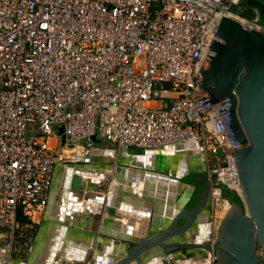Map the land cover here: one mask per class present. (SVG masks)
<instances>
[{"label":"built area","instance_id":"2783aa9c","mask_svg":"<svg viewBox=\"0 0 264 264\" xmlns=\"http://www.w3.org/2000/svg\"><path fill=\"white\" fill-rule=\"evenodd\" d=\"M241 1L0 0V253L27 227L17 214H45L55 168L101 163L100 141L147 152L194 143L211 204L229 205L222 190L242 197L233 155L245 144L228 102L208 105L198 89L217 26L239 18Z\"/></svg>","mask_w":264,"mask_h":264},{"label":"water","instance_id":"95a60500","mask_svg":"<svg viewBox=\"0 0 264 264\" xmlns=\"http://www.w3.org/2000/svg\"><path fill=\"white\" fill-rule=\"evenodd\" d=\"M244 1L247 2L248 6L255 9L257 19L264 25V0H242V3ZM213 37L220 39L222 42L219 43L211 40L208 46L210 50L201 68H199L202 85L198 86V89L203 88L206 92L207 97H202L201 100L208 98V105L221 100H227V125L229 131L235 141L245 144L241 150L233 155L238 182L242 190V197L239 198L241 205L228 200L230 209L222 218L216 238L213 240L212 245L209 241H205L204 237L210 238L209 227L211 223L209 217H207L205 222L195 223L197 215L205 207L206 198L209 193V183L202 175L204 163H199L194 168H189L183 163L182 171L176 177L168 173H163V176H156L151 173H158L159 171L149 168L145 170L146 173L143 176L131 175V179L135 178L136 184L141 183V181L143 182L144 188L142 193H145L146 197L142 195L143 197L141 198L143 200L141 201L144 204L145 201L152 202L150 211L147 210L145 212L139 209L138 213L149 215L150 212L154 213L156 211L155 213L161 215L163 211L166 217L167 211H164V209L169 206V200L173 198L176 187L182 185L186 192L185 198L184 200H179L181 203L177 207L174 218L171 221L172 223L170 222L171 225L168 226L170 229L166 231L167 227H163V230L166 233L169 232L168 238H173L174 234L183 232L190 224L195 227L196 231H194L195 233L190 237V240L183 244L177 242L169 245L159 244L164 253L168 254L167 250L169 251L170 249H181V257L186 259L184 264H187L193 258V255L197 253L196 250L199 252L211 250L219 264H264L256 255L257 248H260L264 253V32L260 33L244 29L237 21L222 17ZM89 141L92 144L95 143L93 138H89ZM167 147H170L175 153L180 152L182 149L178 145ZM160 150H157L158 152H147L135 147H120L117 152H114L113 156L116 160L115 163H117L115 170L121 172V175H125L127 173L120 169L121 167L130 166L134 160L140 157L157 156L160 154ZM112 158L105 159L104 161L111 163L113 162ZM97 160V157H94L90 165L68 163L55 168L51 182L50 201L47 205L45 216L51 212V204L55 200L53 222L57 225L55 227L56 230L49 232L50 235L44 251V257L41 260L35 261L36 264H49L51 259L61 253H66V259L77 262L83 261L84 252L76 251L74 248L68 247V244L62 242L61 232L66 231V226L62 223L66 219L73 221L74 213L83 214L84 212L87 214L86 222L94 219L97 221L96 216L100 213V208H81V204H77V207H75L76 194L69 191L71 184L69 177L73 169L75 173H79V168L93 169L97 165ZM102 161L100 160V162ZM60 171L63 175H61V178H58ZM190 174L195 175V180L190 184L183 182L182 180ZM119 175L115 174L116 177ZM57 184H59V189L54 199L52 196ZM197 185H203V187L198 193L199 195L194 205L188 208L187 205ZM123 188L126 193H135L128 186ZM109 191L111 194L107 199L108 204L116 201L119 202L120 209L137 211L133 203H127L130 200L124 196H120L121 193L117 192V188L110 187ZM167 192L168 194L164 195ZM116 195L118 199H115L114 196ZM103 199L104 197L95 195L92 202L101 205ZM142 202L137 204L139 205ZM174 209H176V204H174ZM164 221L167 224L170 220L164 219ZM108 224L109 222L104 220L102 222V229ZM201 227L208 229V232L205 230V233H201ZM126 230H130V228L125 226L123 231L126 232ZM42 232L43 228L36 236L35 247ZM164 237H159L158 241H162ZM195 240L202 241L203 243L201 245L197 244L194 242ZM150 241L146 239V241L141 242L139 247H148ZM130 243L132 246L127 253L134 257L137 253L133 252L137 250L136 241L132 239ZM159 256L160 252L154 258L160 261ZM99 258L98 256H94L91 259L92 263Z\"/></svg>","mask_w":264,"mask_h":264},{"label":"bare ground","instance_id":"6f19581e","mask_svg":"<svg viewBox=\"0 0 264 264\" xmlns=\"http://www.w3.org/2000/svg\"><path fill=\"white\" fill-rule=\"evenodd\" d=\"M230 16L223 17L229 20H233L232 18H229ZM234 21H237L238 24L244 28L247 27L248 23H246L242 19H234ZM182 149L180 152L175 153L170 147H166L161 149L159 152L160 154L157 156H144L137 158V160H134L130 166L127 167H121L123 171H125L127 174L121 175L119 171L115 170V166L111 163H107L108 159L112 158L114 156V152L116 150L112 148L109 149H97V151L94 154L103 155V158L99 160H103L101 163L97 164L96 167L93 169H78L79 173H75L74 169L72 173L70 174V189L69 191L74 192L76 194L75 196V203L74 206L77 207V204H81V208L89 207V208H100V213L96 216L97 221L89 220V222H86V212L83 214H77L74 213L73 221H70L69 219H66L64 223H62L64 226H66V231L61 232L62 235V242L64 244H68V247L74 248L76 251H82L85 255H83L84 259L81 262H77L75 260H69L66 259V253H61L57 257L51 259L49 261V264H85V259L89 255L90 251L94 249L93 258L94 256H98L99 259L94 260L92 264H163L162 258H164L165 254L159 244L169 245L165 244L164 240L168 238L170 235L168 229H170L168 226L171 225V221L174 218V214L176 213L177 207H179L181 201L180 199L184 200L185 198V189L182 185H178L176 189L174 190V196H173V202L172 199L169 200V206H167L164 211H167V216L165 217L164 213L162 211L161 215L158 213H151L149 215H145L142 213H138L139 209L140 211H150L152 202L145 201L141 197L145 196V193L143 194V182L136 184L135 178L131 179V175L133 176H143L146 173V169H155L158 170V173H151L155 174L156 176H163V173L173 174L176 176H179L182 171V164L184 163L189 168H194L195 166L203 163V157L202 152L200 151L199 147L194 143H186L178 145ZM179 151V150H178ZM158 152V151H157ZM181 154V155H180ZM108 157V158H105ZM107 159L105 162L104 160ZM139 159V160H138ZM85 165H90V163H87ZM96 168V169H95ZM119 170V169H118ZM120 174L118 177L115 176V174ZM62 172L60 171L58 174V178H61ZM77 176V177H76ZM111 178V181L108 182V186L106 191H100L99 186ZM128 178V180H126ZM77 180V181H76ZM92 182V183H90ZM130 187L134 190V194L132 193H126L123 189V187ZM110 187L117 188V192L119 191L121 194L120 196H124L130 201H127V203L131 202L133 203V206L136 207L137 211H127L126 209H120L118 203L114 201L111 204L107 203V199L109 198L110 193ZM59 184L55 187V191L53 192V198L55 199V196L58 194ZM155 190V189H154ZM152 190V191H154ZM154 193V192H153ZM165 193L164 195H167ZM183 194V195H182ZM97 195L99 197H104L102 204H95L92 202L94 196ZM143 195V196H142ZM171 195V194H170ZM151 197H155L152 195H147ZM115 199H118V196H114ZM171 197V196H170ZM89 198V200H88ZM176 198V200H175ZM154 200V199H153ZM151 200V201H153ZM140 203L139 205L137 203ZM54 203L51 204V212L45 216V222L43 224V232L40 235V238L38 239V244L35 247L36 249V255L32 256V253L30 254L29 258L26 260L18 261L21 264H36L35 261L41 260L44 257V251L47 246V241L50 235L51 230H56L55 227L57 224H54ZM143 204V205H142ZM174 204H176V209H174ZM230 209L229 205L227 204L225 206V210ZM229 211V210H228ZM227 211V212H228ZM174 212V213H173ZM227 214V213H226ZM206 215V209L201 210V213L197 215V219L200 218V216ZM164 219L170 220L167 224L165 223ZM109 222L108 225L104 229H102V222L103 221ZM161 222H160V221ZM200 220V219H199ZM206 220V219H205ZM205 220L203 222H205ZM171 222V223H170ZM190 224L187 229H185L183 232H179L177 234H174V236H178L180 233L181 240H174L172 243H180L183 244L190 240L191 230H190ZM130 228V230H126V232L123 231L124 227ZM168 227V229L163 232L159 230L162 227ZM151 232L149 233V229ZM148 230V233H147ZM208 232V229H203L201 227L200 231L201 233ZM210 231V238L207 239V237H204L205 241H209V243H213L211 241L213 229L212 224H210L209 227ZM160 232V233H159ZM95 233H97V242H95ZM102 234L103 239H99L98 234ZM168 234V235H167ZM164 235H166L164 237ZM173 236V237H174ZM160 238L164 239L162 241H158ZM134 239L136 241L137 250L133 252H137L136 256L132 257L133 255L128 254L127 251L124 250L122 245L119 243L120 240H126V241H132ZM146 239L151 240L149 243V246L146 248H140L141 242L146 241ZM154 242V243H153ZM197 244H202V241H194ZM171 243V244H172ZM173 250H179L181 252V249H170L167 250V253L172 252ZM204 252H199L196 250V254L193 255V258L189 260L187 264H211V257L208 256L209 252L207 250H202ZM210 251V250H208ZM158 252H160V261L156 260V257L158 255ZM5 253V254H4ZM0 253V264H19L14 263L9 258V253ZM178 254V253H177ZM177 254H171L169 256V263L174 264L175 260H178ZM182 254V252H181ZM202 254V255H201ZM76 255V253H74ZM179 255V254H178ZM201 255V256H200ZM200 256V257H199ZM167 257V256H166ZM184 259V258H183ZM184 262L186 259L183 260ZM179 262V261H178ZM38 264V263H37ZM184 264V263H182Z\"/></svg>","mask_w":264,"mask_h":264},{"label":"rangeland","instance_id":"374dc122","mask_svg":"<svg viewBox=\"0 0 264 264\" xmlns=\"http://www.w3.org/2000/svg\"><path fill=\"white\" fill-rule=\"evenodd\" d=\"M238 5L239 6L245 5L246 6V8L242 10L241 14H239L237 12L238 11L237 7L232 8V10L233 9L236 10V13L234 12V14L236 16H238L240 19H243L246 21H253V20L257 19L255 9L248 6L246 1H244L243 3L241 1V3ZM98 146L101 149H105V148L109 149V148L113 147V149L116 150V152L118 150V147L113 146V145L111 146L105 141H100V145H98ZM112 160H113V162H111V165L113 164L114 166H116L117 163H115L116 162L115 157H113ZM188 176L186 179H188L190 181V179L193 178L194 174H190ZM109 181H111V178H109L108 180L103 182L98 187L99 190L100 191H106ZM198 189H199V187H197L196 192L194 193L192 199L190 200L191 201L190 203H192V204H194L198 198V195H199L197 193ZM226 205H227V203H223V204H221L220 207L214 206L209 201V205L207 207L208 215L206 213V217H209V221L212 224L213 233H212L211 241H213L216 238V235H217V232L219 230L222 218L226 215L227 211L229 210V208H228V210H225ZM229 207H230V205H229ZM44 222H45V214L44 213L36 214L32 220H26L23 217L21 218V220L19 221V224L22 226L26 225L27 227L26 228L22 227L21 230H17V232L15 233V240H14L15 242L13 244L11 253L9 255L10 260H8V261H11L14 263L17 262V263L21 264L18 261H22V260L24 261L30 256V254L33 252L35 245H36V243H35L36 236L42 230ZM148 230L150 231V228ZM148 230H147V233H148ZM98 235H99V239L104 238L102 234L99 233ZM94 238H95V242H97V233H95ZM119 243L122 245L124 250L130 249L132 246L130 241H126V240H120ZM93 250L94 249H92L90 251L89 255L85 259L86 260L85 264H91L92 263L91 259L93 258V253H94ZM207 252H209L208 256L211 257V264H219L217 262L215 256H214L213 252L211 250L210 251L207 250ZM173 253L174 252H170L164 256V264H169V258L168 257L171 256V254H173ZM263 254H264L263 251L260 248H257L256 255L264 262V255ZM34 255H36V249L32 253L31 257H33Z\"/></svg>","mask_w":264,"mask_h":264},{"label":"crops","instance_id":"0c3cea01","mask_svg":"<svg viewBox=\"0 0 264 264\" xmlns=\"http://www.w3.org/2000/svg\"><path fill=\"white\" fill-rule=\"evenodd\" d=\"M97 164H99V163H97ZM102 164V163H101ZM200 219V220H199ZM205 219H207V217H206V215H201L200 216V218H196V221H195V223L196 222H199V223H201V222H203ZM160 221V220H159ZM162 221V220H161ZM160 221V222H161ZM162 227V226H161ZM165 228V227H164ZM195 227L194 226H190V230H191V235L192 234H194L195 232L194 231H196V229H194ZM167 229H168V227H167ZM167 229H165V230H167ZM161 232H162V230H163V227L162 228H160L159 229ZM164 231V230H163ZM160 233V232H159ZM181 234V233H180ZM180 234L178 235V236H174L173 238H167L166 240H164L165 242V244H171L174 240H181V236H180ZM181 252H182V250H180ZM172 252H174L173 254H177V256H178V260H175V262H174V264H182V263H184V259L181 257V252H179V250H173ZM169 258V257H168ZM179 261V262H178ZM162 262H163V264H164V258H162ZM170 264V263H169Z\"/></svg>","mask_w":264,"mask_h":264},{"label":"trees","instance_id":"16d2710c","mask_svg":"<svg viewBox=\"0 0 264 264\" xmlns=\"http://www.w3.org/2000/svg\"><path fill=\"white\" fill-rule=\"evenodd\" d=\"M238 13L239 14H241L242 13V10L243 9H245L246 8V6L245 5H241V6H239L238 5ZM232 12H235L236 13V10L235 9H233L232 10ZM261 22V21H260ZM193 179V178H192ZM185 180V182H187L188 183V179H184ZM222 196L225 198V199H227V200H230L231 202H234V203H236V204H238V205H241V202H240V199H239V196H237V195H235V194H232V193H229L228 191H225V190H222ZM192 203H190L189 204V208L190 207H192ZM21 218H22V216L20 215V214H17V220L18 221H20L21 220Z\"/></svg>","mask_w":264,"mask_h":264},{"label":"flooded vegetation","instance_id":"af4514ba","mask_svg":"<svg viewBox=\"0 0 264 264\" xmlns=\"http://www.w3.org/2000/svg\"><path fill=\"white\" fill-rule=\"evenodd\" d=\"M202 175L206 178V176L204 175V172H202ZM189 177V176H188ZM187 177H185L184 179H186ZM183 179V182H185V180ZM195 180V175L193 176V179H190V181H188V183L190 184L191 182H193ZM185 183H187V182H185ZM197 187H199V189H198V192L197 193H199L200 192V190H201V188L203 187V185H197ZM197 187L195 188V190H194V192L192 193L193 195H194V193L196 192V190H197ZM193 195H192V197H193ZM192 199V198H191ZM209 201H210V196H209V194H208V197L206 198V203H205V207H204V209H206V211H207V207H208V205H209ZM191 202V201H190ZM190 202L188 203V205H187V207L189 206V204H190ZM194 205V204H193ZM192 205V206H193ZM189 208V207H188ZM191 208V207H190Z\"/></svg>","mask_w":264,"mask_h":264}]
</instances>
